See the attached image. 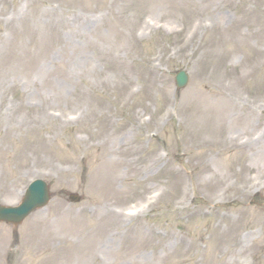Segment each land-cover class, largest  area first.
Wrapping results in <instances>:
<instances>
[{
	"label": "rangeland",
	"instance_id": "374dc122",
	"mask_svg": "<svg viewBox=\"0 0 264 264\" xmlns=\"http://www.w3.org/2000/svg\"><path fill=\"white\" fill-rule=\"evenodd\" d=\"M38 178L0 264H264V0H0V203Z\"/></svg>",
	"mask_w": 264,
	"mask_h": 264
},
{
	"label": "water",
	"instance_id": "95a60500",
	"mask_svg": "<svg viewBox=\"0 0 264 264\" xmlns=\"http://www.w3.org/2000/svg\"><path fill=\"white\" fill-rule=\"evenodd\" d=\"M178 82L180 86H183L187 77L184 72L178 74ZM48 192L46 186L35 185L30 191H28L27 199L22 206L16 208H5L0 206V219L13 221L15 223L20 222L33 207L41 205L48 200Z\"/></svg>",
	"mask_w": 264,
	"mask_h": 264
}]
</instances>
